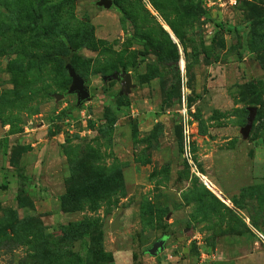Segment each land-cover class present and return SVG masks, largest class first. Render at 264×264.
<instances>
[{
  "label": "rangeland",
  "instance_id": "1",
  "mask_svg": "<svg viewBox=\"0 0 264 264\" xmlns=\"http://www.w3.org/2000/svg\"><path fill=\"white\" fill-rule=\"evenodd\" d=\"M42 1L67 44L0 0V264H264V0Z\"/></svg>",
  "mask_w": 264,
  "mask_h": 264
},
{
  "label": "water",
  "instance_id": "2",
  "mask_svg": "<svg viewBox=\"0 0 264 264\" xmlns=\"http://www.w3.org/2000/svg\"><path fill=\"white\" fill-rule=\"evenodd\" d=\"M101 1L107 7L111 6V4H112L110 0H101ZM66 68L70 74V77L72 78V84L70 86L69 92L77 94V96H78L77 105L80 106L85 101L91 99L90 88L87 86L86 80L76 72L75 68L73 67V65L70 62L67 63ZM112 78H117L118 80H120L122 82V85L124 87L122 92L123 91H126V92L130 91V88L132 86V78H131L130 74L114 73ZM249 112H250V114L248 117L247 126L245 128V133L250 132L252 125H253V121H254L256 112H257V109L255 107H250ZM119 224H120L119 221H116L115 223H113L112 229H115L116 227H118ZM162 249H163L162 242H159L156 245H154V247L151 249V253L153 255H157Z\"/></svg>",
  "mask_w": 264,
  "mask_h": 264
},
{
  "label": "trees",
  "instance_id": "3",
  "mask_svg": "<svg viewBox=\"0 0 264 264\" xmlns=\"http://www.w3.org/2000/svg\"><path fill=\"white\" fill-rule=\"evenodd\" d=\"M39 5H38V14H39V19L37 21V23L35 24V28L43 35L45 36H51V37H55V38H62L64 40V42L67 44L68 43V39L66 36H62L61 34H59V32L57 31V28H51L48 25H45L44 22V15L42 14V5H43V1L42 0H38ZM70 56V55H69ZM71 63V59H68ZM72 64V63H71ZM74 67V66H73ZM76 70V69H75ZM213 195V194H212ZM214 196V195H213ZM215 198V197H214ZM65 206H67L68 204H70L71 202H76L75 200H73V196L71 193H68L65 196ZM77 202L74 203L73 207H71V209H76L77 208ZM75 230L76 232H86V227H82L79 223H72L69 228L64 232V236L66 238H70L71 237V233L72 230Z\"/></svg>",
  "mask_w": 264,
  "mask_h": 264
},
{
  "label": "built area",
  "instance_id": "4",
  "mask_svg": "<svg viewBox=\"0 0 264 264\" xmlns=\"http://www.w3.org/2000/svg\"><path fill=\"white\" fill-rule=\"evenodd\" d=\"M187 145V150L189 149V147H188V143L186 144ZM263 241H264V239H263Z\"/></svg>",
  "mask_w": 264,
  "mask_h": 264
}]
</instances>
